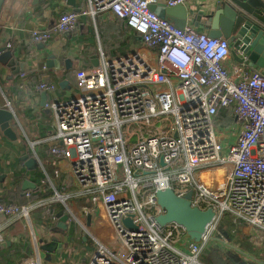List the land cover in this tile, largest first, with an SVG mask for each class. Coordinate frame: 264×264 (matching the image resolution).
<instances>
[{"label":"built area","instance_id":"built-area-1","mask_svg":"<svg viewBox=\"0 0 264 264\" xmlns=\"http://www.w3.org/2000/svg\"><path fill=\"white\" fill-rule=\"evenodd\" d=\"M150 1L85 0L77 11L60 12L51 25L29 30L32 43L46 45L54 35L72 31L79 16L94 21L111 13L154 54L140 45L111 57L99 49L97 67L75 70L73 94L46 103L54 118L46 141L52 142V154L69 162L72 196L105 199L119 242L117 249L108 248L87 231L94 240L88 264H202L200 254L225 214L264 241V73L242 63L230 72L224 37L179 28L154 13ZM57 88L54 81L36 84L46 93ZM220 109L235 124L218 135ZM230 136L232 143L224 145ZM165 188L177 196L191 191V206L213 210L198 241L175 222L155 221L164 212L155 192ZM70 198L55 192L27 203L0 202V243L5 230L29 221L34 209L56 201L67 205ZM125 217L131 226L123 223ZM33 239L36 256L19 264H47Z\"/></svg>","mask_w":264,"mask_h":264},{"label":"crops","instance_id":"crops-1","mask_svg":"<svg viewBox=\"0 0 264 264\" xmlns=\"http://www.w3.org/2000/svg\"><path fill=\"white\" fill-rule=\"evenodd\" d=\"M217 1L219 0H185L183 5L188 14L183 27L190 26L204 32L203 25H196L199 20H204L199 13L208 14L215 9ZM84 3L85 0H4L0 6V47H7L6 44L10 43L8 49L13 51L14 58L24 66L23 71L15 73L13 69L0 63V108L7 109L12 114L10 124L16 134V138L12 140L0 130V202L27 203L39 200L34 195V191L39 189L36 182L39 170L48 178L47 183L53 194L61 192L71 195L67 205L57 201L40 206L30 213L29 221H17L5 230L0 252L15 244L21 245L20 253L23 256L14 264H19L26 257L36 256L32 234L36 238L40 258L47 264H88L94 245H90L89 238L93 240L87 231L106 247H119L105 209V199L96 197L91 200L89 197L72 196L75 185L69 162L52 154V142L46 141L54 131L53 114L46 103L73 94V90L70 92L67 88H60L58 83L67 80L73 86L76 69L97 67L99 49L105 56L111 57L132 51L140 45L148 56L153 58L154 54L141 47L139 38L125 25L124 20L111 13L98 14L94 21L88 16H79L72 31L54 35L43 48L31 42L29 30L32 27L49 26L60 12L77 11ZM149 7L160 18L167 19L169 6L166 5V0H151ZM173 16V24L181 20L180 13ZM111 38L119 42L122 48L120 52H115L113 48L108 51L102 48V44L105 46L106 40ZM48 53L55 56L58 66L39 68L38 62L44 60ZM95 58L98 60L96 64L93 62ZM87 59L92 61L90 65H87ZM66 60H69L68 68ZM224 64L231 72L239 63L230 54ZM245 67L249 68L247 65ZM41 80L54 81L58 85L55 92L46 93L45 101L41 97L42 91L36 89L37 82ZM32 142L35 143L31 145ZM24 156L34 158L35 166H26L22 160ZM26 180L34 184L33 188L23 189V182ZM47 197L50 196L41 198ZM62 209L71 212L68 223L71 221V224L76 223L79 227L74 231V240L68 241L65 235L57 233L59 219L55 213ZM45 212L49 214L46 216H50L48 224L46 220L49 217L45 220ZM52 235L59 237L62 246L59 251L51 253V259L47 261L44 258L45 251L39 245L49 241ZM77 237H82L81 241H77ZM183 239L186 240L187 237ZM243 253L249 254L251 258L243 257ZM199 259L202 264H238L240 260L248 264H264V241L252 227L225 214L219 220Z\"/></svg>","mask_w":264,"mask_h":264},{"label":"water","instance_id":"water-1","mask_svg":"<svg viewBox=\"0 0 264 264\" xmlns=\"http://www.w3.org/2000/svg\"><path fill=\"white\" fill-rule=\"evenodd\" d=\"M4 0H0V6ZM175 13L181 14V20L175 22V26L181 28L186 22L188 10L183 4L169 7L167 20L174 21L172 17ZM203 16V21L196 22L203 25L204 32L211 37H224L230 47L232 58L238 62L247 65L249 68L264 73V2L262 0H219L215 5V9L208 14L203 12L199 16ZM166 19V18H165ZM43 48V44L38 45ZM13 51L8 48L0 47V63L6 67L13 69L15 73L23 71L24 66L20 64L17 58H14ZM98 60L95 58L93 62L96 64ZM67 68L69 60L65 61ZM59 62L52 53H48L44 60L38 62V67H54ZM60 88H67L72 91V85L67 80L58 83ZM42 99L46 98V92H41ZM12 114L9 110L0 108V130L9 139L14 140V133L10 121ZM26 166H35L34 158H22ZM35 163V164H34ZM34 184L26 180L23 182V189L33 188ZM155 197L157 203L164 209V212L155 217V221L164 226L168 223L175 222L181 225L190 239L198 241L201 234L205 230L206 224L211 221L214 212L208 207L204 210L191 206V191L183 196H177L172 189L165 188L156 190ZM59 219L57 223L58 232L65 234L71 221L70 212L64 209L55 213ZM75 218V216H73ZM68 223V225H67ZM125 225L131 226L130 217L123 219ZM88 225V222H86ZM55 230V231H56ZM83 239H86L83 236ZM41 242V239L39 240ZM3 245V244H2ZM66 245V244H65ZM45 251V260L51 259V253L61 249L59 237L52 235L50 240L39 245ZM238 264H248L244 260H240Z\"/></svg>","mask_w":264,"mask_h":264},{"label":"trees","instance_id":"trees-1","mask_svg":"<svg viewBox=\"0 0 264 264\" xmlns=\"http://www.w3.org/2000/svg\"><path fill=\"white\" fill-rule=\"evenodd\" d=\"M86 63H87V65H90L92 63V61L90 59H87ZM218 118H222V119L224 118L226 120L227 119L231 120V117L229 116V112H225L224 109H220V111L217 115V121H218ZM37 172L38 173L36 174V182H37L39 189L34 191V195H36L39 198L44 197V196H51L52 190L46 181V176H45L44 172H42L40 170ZM44 211H45V209H44ZM46 213L47 212H45L44 218L46 220V218L49 217L46 220V223L48 224L50 216H46V215H49L48 213L47 214ZM74 231H75L74 226H69V228L65 232L64 235L66 236L68 241L72 240V239L74 240V237H75ZM81 239H82V237H79V238L77 237V241L78 240L81 241ZM20 246L21 245H19V244H15L14 246L4 248L0 252V264H14V263L18 262L19 259L23 256V254L20 253ZM10 249H12V252L10 251Z\"/></svg>","mask_w":264,"mask_h":264},{"label":"rangeland","instance_id":"rangeland-1","mask_svg":"<svg viewBox=\"0 0 264 264\" xmlns=\"http://www.w3.org/2000/svg\"><path fill=\"white\" fill-rule=\"evenodd\" d=\"M102 48L104 49V50H106V51H108L109 50V48H113L114 49V51L115 52H120L121 51V46L119 45V43H118V41L117 40H115L114 38H111L110 40H106V44H105V46H104V44H102ZM95 50H96V47H95ZM96 52V51H95ZM229 121V122H228ZM235 121L234 120H232V118H231V120H226V119H222V118H218V121H217V123H219L220 125L217 127V134L219 135V133L220 132H222L223 130H224V126H234V123ZM234 133V131H229V134L231 135V134H233ZM232 140H233V137H229L227 140L225 139V140H223V142H224V145H227V144H230V143H232ZM222 141V140H221ZM47 175V174H46ZM46 181H48V178L46 177ZM55 183V182H54ZM61 193V192H60ZM53 194V193H52ZM64 194H66V193H64ZM69 201V200H68ZM57 202V201H56ZM71 224V223H70ZM70 226H74V228H75V232L79 229V227H78V225H76V223L75 224H71ZM57 233H62V232H57ZM63 235H64V233H62ZM31 240H33V234H32V238H31ZM93 240V239H92ZM89 241H90V245H94V240L93 241H91L90 240V238H89ZM125 253V251H123V254ZM70 260V259H69ZM16 263H18V262H16ZM20 263V262H19Z\"/></svg>","mask_w":264,"mask_h":264}]
</instances>
